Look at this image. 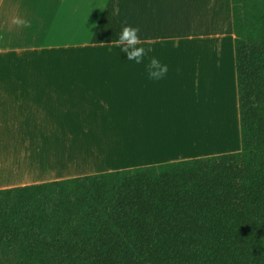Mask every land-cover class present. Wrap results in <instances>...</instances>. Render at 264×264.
Wrapping results in <instances>:
<instances>
[{
  "label": "crops",
  "instance_id": "obj_1",
  "mask_svg": "<svg viewBox=\"0 0 264 264\" xmlns=\"http://www.w3.org/2000/svg\"><path fill=\"white\" fill-rule=\"evenodd\" d=\"M233 44L230 0H0V189L238 151Z\"/></svg>",
  "mask_w": 264,
  "mask_h": 264
},
{
  "label": "trees",
  "instance_id": "obj_2",
  "mask_svg": "<svg viewBox=\"0 0 264 264\" xmlns=\"http://www.w3.org/2000/svg\"><path fill=\"white\" fill-rule=\"evenodd\" d=\"M240 149L0 189V264H264V0H230Z\"/></svg>",
  "mask_w": 264,
  "mask_h": 264
},
{
  "label": "clouds",
  "instance_id": "obj_3",
  "mask_svg": "<svg viewBox=\"0 0 264 264\" xmlns=\"http://www.w3.org/2000/svg\"><path fill=\"white\" fill-rule=\"evenodd\" d=\"M11 23L16 26L30 27V22L20 17H13ZM140 32L139 27L131 26L127 19L121 22V30L118 34V38L112 40L109 44L115 47H120L122 52L127 54L130 61H135L140 64L144 61L149 50H146L141 45L142 40L138 35ZM146 71L149 80L159 81L163 79L168 71V65L162 63L155 56L148 57V63L146 64ZM179 71V69L177 70Z\"/></svg>",
  "mask_w": 264,
  "mask_h": 264
},
{
  "label": "rangeland",
  "instance_id": "obj_4",
  "mask_svg": "<svg viewBox=\"0 0 264 264\" xmlns=\"http://www.w3.org/2000/svg\"><path fill=\"white\" fill-rule=\"evenodd\" d=\"M219 74H220V76H222L224 74V71L222 70V68L220 67V65H219ZM223 78H224V76H222V79ZM219 91H221L220 84H219ZM222 109H223L222 102L221 101H218L217 102V108H216V111H215L216 117H214V119L216 120V122H217V120L220 121L222 119V114H223ZM231 119H232V122H233L232 124L235 127V135H233V138L231 140L240 143V139H239L240 138V136H239V120H238V113H237L236 106H234L233 111L231 112ZM222 121H223V119H222ZM215 124H218V123H215ZM229 143H231V142H229ZM227 149H228V145L226 147H220L219 150L225 151Z\"/></svg>",
  "mask_w": 264,
  "mask_h": 264
},
{
  "label": "bare ground",
  "instance_id": "obj_5",
  "mask_svg": "<svg viewBox=\"0 0 264 264\" xmlns=\"http://www.w3.org/2000/svg\"><path fill=\"white\" fill-rule=\"evenodd\" d=\"M213 141V140H212Z\"/></svg>",
  "mask_w": 264,
  "mask_h": 264
}]
</instances>
